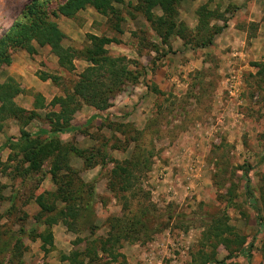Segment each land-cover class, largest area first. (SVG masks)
Here are the masks:
<instances>
[{"label":"rangeland","instance_id":"rangeland-1","mask_svg":"<svg viewBox=\"0 0 264 264\" xmlns=\"http://www.w3.org/2000/svg\"><path fill=\"white\" fill-rule=\"evenodd\" d=\"M30 1L0 0V37L14 21L22 18V11ZM42 1V8L50 13L65 0ZM115 5L121 9L124 17L121 22L122 34L115 33L105 16L88 7L79 11L73 18L61 15L57 18L65 33L63 45L82 49L88 44V33L115 36L120 41L107 45L109 54L124 55L130 60L129 68L143 71L136 85L125 86L124 90L111 100L110 106L102 112L97 111V114L107 115L108 122L112 124H130L143 131L140 145L146 149L152 148L153 157L150 170L140 179L141 187L149 192L150 202L160 213L170 210L174 216L169 225L153 234L151 239L123 241L117 248L120 253L117 261H113L110 254L98 251L101 261L93 260L91 264H190L193 255L203 244L204 232L215 218L224 216L227 224L234 226L236 232L248 235L247 239L250 240V235L257 231V225L255 211L243 195L240 167L249 166L251 186L256 196L259 195L258 187L264 182V87L254 90L253 79L246 77L247 90L245 88L241 95V100L245 99L246 103L234 101L236 110L223 114V123H217V117L222 113L218 108L223 107L221 103L219 105L217 89L224 76L218 77L215 68H206L205 73L201 75L195 74V71L191 72L184 93L164 91L166 95L157 98L146 88L154 82L149 73L150 64L153 59L158 60L159 64V60L163 58L161 54L172 50L160 45V39L142 15L135 13L136 17L130 18V8H127L125 3ZM150 44H154L156 50H153ZM36 48L33 54L21 48L11 50L10 62L0 69V81L10 76L6 75L7 66L15 55H19L17 63L21 67H28L30 74L39 78L43 74L52 76L44 79L49 81L45 84L46 87L41 89L45 90L49 100L71 92L78 74L89 62L75 59V69L68 70L58 64L57 56L50 51L48 45H36ZM13 78L25 89V92L18 94L14 99L18 106L23 107V96H31L34 101L36 93L42 95L40 90L24 85L31 84L30 81L24 83L19 77ZM139 85L140 89H137ZM51 108L46 105L37 109L40 117L31 121L33 128L47 125L43 116ZM90 108L93 107L82 105L72 121L76 120L77 123L83 120L79 118L81 112L84 113V118L91 116L94 110L90 111ZM234 118L239 126H230V130L224 128L225 123ZM14 121L19 128V122L13 117L0 121V138L6 134L4 129L10 131V122ZM106 123L107 121L102 123L100 117L96 118L85 128L87 134L76 132L70 136H62L61 140L64 143L72 141L80 148H101L113 159L129 158L134 143L124 148L126 136L101 125ZM149 124L150 127L147 128ZM245 125L247 127L244 130L242 126ZM103 142H106L105 146ZM114 143L119 147L111 148ZM9 154H15L16 157L8 159ZM69 157V164L79 170L80 177L94 185V237H106L107 218L121 215L123 211V199L106 186L113 163L106 159L103 165L97 162L99 157L95 156L92 159L95 164L86 168L83 166L82 157L75 154ZM20 158L21 154L17 149L6 148L0 152V187L6 186L0 189V194L5 198L0 201V249H3L0 250V264H67L61 260L62 254L82 248L84 242L78 243L76 238L87 237L88 231L83 227H78L76 232L71 231L58 221L52 226L53 248L47 253L41 250L40 239L33 240L22 234L32 227H36L38 231L43 230L44 226L33 218L39 211L35 196L43 191H54L56 185L50 178L48 161L43 163L38 173H32L25 179L14 176ZM229 189L232 190L229 192ZM233 193L235 195L230 196ZM125 195L134 211L139 195L130 194V191ZM12 196L15 197L13 202H10L9 198ZM257 204L261 206L260 202ZM24 213L27 216H24ZM17 239L21 244L20 250L23 248L21 254L12 252ZM261 239L260 233L256 236L250 261L238 255L226 262L264 264V256L260 250ZM205 249L209 250L210 247ZM226 254L227 251L220 245L217 258L223 259Z\"/></svg>","mask_w":264,"mask_h":264},{"label":"trees","instance_id":"trees-1","mask_svg":"<svg viewBox=\"0 0 264 264\" xmlns=\"http://www.w3.org/2000/svg\"><path fill=\"white\" fill-rule=\"evenodd\" d=\"M181 1L136 0L132 3L124 0H65L56 10L48 13L42 8V0H31L22 11V18L14 21L0 37V69L10 62L11 50L21 48L33 54L37 50L36 45H48L50 51L57 56L58 64L68 70L75 69L73 62L75 59L80 58L89 62V65L78 74V79L74 82L71 92H66L64 96H54L46 104L43 96L36 93L33 107L30 110L18 106L14 100L18 94L25 92L19 82L11 76L0 81V121L13 117L20 125L19 135L7 136L6 141L0 145V152L6 148L18 150L21 158L15 167L14 176L23 179L32 173H38L43 163L48 161L50 163L48 172L52 182L56 185L54 191H43L35 196L39 211L33 218L38 224L44 226L43 230L38 231L36 227H32L28 232H22L30 239H40V247L44 253L53 248L52 226L61 221L71 231L76 232L78 227H83L88 231L87 237L77 236L76 238L78 243L84 242V246L73 249L68 254H62V261H66L67 264H91L93 260L101 261L98 251L110 254L113 261H117L120 255L117 248L123 241L151 239L153 234L166 228L174 216L170 210L160 213L150 202L149 192L141 187L140 179L150 170L153 157L152 148L146 149L140 145L143 131L137 130L130 124H112L108 122L107 115L97 113L83 124H72L74 114L80 110L82 105L93 107L100 112L106 110L111 100L122 92L125 86L136 85L139 82L143 71L129 68L130 60L126 56L109 54L107 45L120 41L115 36L88 33L86 35L88 44L82 49L64 46L65 33L60 28L57 18L60 15L73 18L79 11L92 7L97 13L106 17V21L115 33L122 34L121 22L124 17L115 3H125V6L130 8L128 9L130 18H135V13L142 15L160 39L161 46L166 44L170 49V38L178 36L185 46L202 48L212 45L215 35L227 26L228 13H232L237 8L235 4L229 3L222 11L219 7L210 9L208 2H205L196 8L199 24L194 29H190L178 18ZM155 7L160 9V14L154 12ZM262 19L264 21V8ZM151 47L154 48L153 50L157 48L154 44ZM165 53L163 52L161 56H165ZM251 65L257 68L254 74L248 75L253 79V89L264 87V61H253ZM157 66L156 60L153 59L150 70L154 71ZM204 73V69L195 71L197 75ZM48 77L52 76L43 74L40 78L44 80ZM146 88L157 98L166 95L155 82H151ZM46 105L52 107L43 116L46 127H41L35 132L26 130L25 127L32 120L40 117L37 109L44 108ZM156 105L158 107V104ZM99 117L102 123L107 121L106 124L101 125H106L109 129L126 136L124 148L134 143L129 158L113 159L101 148H80L72 141L64 143L59 138L60 134L66 133L87 134L85 128L92 120ZM148 127L150 124L147 125ZM1 128L0 123V130ZM105 145L106 142H103V146ZM118 147L116 143L111 145V148ZM71 154L82 157L83 166L86 168L95 164L92 161L95 156L99 157L97 162L103 165L106 159L113 163L106 186L123 199V211L121 215L107 218L106 237H94V185L92 182L84 181L79 175V170L69 164ZM13 157H16L15 154H9L8 159ZM240 169L243 179V195L255 211L256 233L251 234L248 240V235L236 232L234 226L227 224V220L223 219L226 216L215 218L204 232L203 244L193 255L190 264H231L226 260L238 255L250 261L256 236L260 233L262 234L260 250L264 256V214H262L264 211V182L259 185V195L256 196L251 186L249 166H241ZM5 187L1 185L0 189ZM231 190L229 189V192ZM129 191L130 194L139 195L134 211L125 195ZM234 195L233 193L230 196ZM14 197H10L9 201L13 202ZM3 199H5L4 196L0 194V201ZM257 202H260V207ZM24 216L27 215L24 213ZM220 245L227 251L223 259L217 258ZM20 246V241L17 239L13 246V254L22 253L23 248L20 250ZM207 246L210 247L209 250L205 249ZM0 250L3 251V249Z\"/></svg>","mask_w":264,"mask_h":264},{"label":"crops","instance_id":"crops-1","mask_svg":"<svg viewBox=\"0 0 264 264\" xmlns=\"http://www.w3.org/2000/svg\"><path fill=\"white\" fill-rule=\"evenodd\" d=\"M125 1L134 3L135 0ZM205 2H208L210 9L219 7L222 11L229 3L235 4L237 8L232 13H228L227 26L220 33L215 35L213 43L209 47L191 48L185 46L181 38L173 36L170 39V48L172 51L163 56V58L159 60L160 63L155 70H149V73L153 77V81L162 91L184 93L191 72L210 67L215 68L218 77L220 76L222 78V76H224L217 89V91H219L217 94L218 101L220 100L219 105L220 103L223 105V107L218 108L221 109L220 112L222 113H220V115L222 116L223 114H228V112L232 113V111L236 110V101L229 100L222 91L225 88L224 79L227 73L236 72L239 74L242 77L245 91V88L247 90L245 78L248 77L250 73L254 74L257 70L255 66L251 65V62L264 61V21L262 19L264 0H182L179 6V20H182L190 29H194L199 24L196 8ZM159 11L160 9L158 7L154 8V12L157 14H160L161 11ZM163 47L167 48V45L164 44ZM18 56L15 55L12 62L7 66L8 71L6 75L15 78L19 77L24 83H27V80L30 81L31 84L24 85L34 87L35 90H40L46 100V104L50 100L47 98L45 90L41 89L46 87L45 84H47L49 80H41L37 75L30 74L27 69L28 67H21L17 63ZM156 62L158 63V60H156ZM137 89H140V85ZM23 97H25V102L22 106L26 109H31L33 103L31 96L26 95ZM240 102L243 104L246 103L245 99L240 100ZM93 110L94 112H91V116L98 111L90 108V111ZM83 115L84 113L81 112L79 116V118L81 117L80 119L83 120L77 123L75 122L76 120L74 122L72 121V124H83L91 117L88 116L84 118ZM227 116L229 117V115ZM223 121L224 120H222L221 123H223ZM10 124L9 132L7 128L4 129L6 134L3 138H0V145L6 141L7 136H18L19 128L15 124V121L10 122ZM233 125L236 127L239 126L235 118L231 121H227L224 128L230 130L229 127ZM41 127L33 128L32 122H30L25 129L30 132H35ZM246 127L247 125L244 127L242 126L244 130ZM64 135L70 136L73 135V133L60 134L59 138L61 139Z\"/></svg>","mask_w":264,"mask_h":264},{"label":"built area","instance_id":"built-area-1","mask_svg":"<svg viewBox=\"0 0 264 264\" xmlns=\"http://www.w3.org/2000/svg\"><path fill=\"white\" fill-rule=\"evenodd\" d=\"M224 90L226 93V97L229 100H235L236 102H240L241 95L244 91V84L242 82V77L236 72H229L225 76L224 79ZM222 116L217 117V123L222 122Z\"/></svg>","mask_w":264,"mask_h":264}]
</instances>
